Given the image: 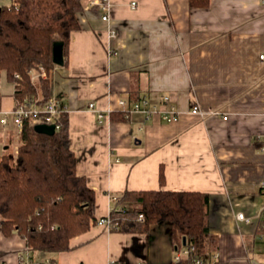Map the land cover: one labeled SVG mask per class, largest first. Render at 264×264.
<instances>
[{
    "label": "crops",
    "instance_id": "0c3cea01",
    "mask_svg": "<svg viewBox=\"0 0 264 264\" xmlns=\"http://www.w3.org/2000/svg\"><path fill=\"white\" fill-rule=\"evenodd\" d=\"M98 1L82 0L68 64L49 72L51 97L65 103L69 114L78 174L96 191L97 218L109 215L126 190L209 193L213 239L206 263L264 264L256 215L264 205V0H210L207 7H192L190 0H137L136 8L130 0H115L107 20ZM39 74L31 71L33 79ZM14 91L11 83L0 98V117L15 107ZM165 95L180 111L174 121L124 112L143 96L165 109ZM194 106L205 114L193 113ZM0 126V142L9 148L16 128ZM19 145L20 138L15 154ZM241 211L249 221L238 219ZM14 236L0 250L17 264L16 252L26 242ZM183 238L168 221L147 233L97 223L73 237L68 250L41 258L58 264H184L175 260L186 246Z\"/></svg>",
    "mask_w": 264,
    "mask_h": 264
},
{
    "label": "trees",
    "instance_id": "16d2710c",
    "mask_svg": "<svg viewBox=\"0 0 264 264\" xmlns=\"http://www.w3.org/2000/svg\"><path fill=\"white\" fill-rule=\"evenodd\" d=\"M209 1L190 0V5L207 7ZM82 9V0L0 4V74L5 73L15 85V107L34 102L42 107L50 100L49 72L56 66L54 42H64L67 65L71 33L80 28L78 12ZM31 71H38L39 77L33 79ZM37 116L46 123L45 114ZM53 122L58 128L47 134L35 129L38 122L25 120L16 156L0 152V229L7 237L17 233L23 238L32 258L68 250L73 237L98 221L96 191L78 174L77 156L70 145L69 114L61 100ZM164 180L161 169V183ZM209 203V193L200 191L126 190L110 211L112 229L147 233L152 225L168 221L174 233L186 236L185 244L191 249L182 262L195 264V258L205 259L212 238ZM6 253L0 250V255Z\"/></svg>",
    "mask_w": 264,
    "mask_h": 264
},
{
    "label": "built area",
    "instance_id": "2783aa9c",
    "mask_svg": "<svg viewBox=\"0 0 264 264\" xmlns=\"http://www.w3.org/2000/svg\"><path fill=\"white\" fill-rule=\"evenodd\" d=\"M98 5L99 7H101L102 10H104V14L102 16L103 19L106 20L110 19L111 11L115 6V0H99ZM130 5L133 8H136L138 5V1L130 0ZM115 33H116L115 31L112 32V34L114 35ZM260 56L261 58H264V54H261ZM42 73L43 75H45L44 70H42ZM121 102L125 103L124 100H122ZM163 102L168 105L165 109H160L158 105L152 103L147 96H143L140 99L136 100L133 103V106L124 112L128 114L133 112H140L143 113L147 118L159 114L162 116V118H164L169 122L174 121L180 114L178 107L172 103V100L168 95L163 96ZM59 105H60V100L55 97H51L50 100L46 102L42 107H39L36 102L30 104L27 103L18 104V106L14 107L12 110L8 112H2V115L0 117V122L3 124H8L12 122L16 124V126L21 130L25 120L31 119L34 122H40V119L36 117H38L37 115L43 113L46 115V120H47L46 123H51V121L54 119V117L57 115L59 111ZM88 107L95 109L96 104L94 102H91L89 103ZM192 112L201 115L205 114V111H203L199 106H194ZM8 114H10V116H8ZM99 115L101 117L104 116L103 113H99ZM224 118L227 119L228 117L224 116ZM56 128H58L57 124H56ZM260 186H261V191L264 193V179L261 181ZM257 216L260 219L263 227L262 232L259 233V238L261 239V241H263L264 244V205L258 210ZM143 217H144L143 214H140L139 219H143ZM238 219L249 221L250 217L246 216L244 212H239ZM97 223L100 225L107 226L109 228L114 227L110 214L98 218ZM117 225L118 223H116V227ZM190 252L191 249L188 246H185L182 251L176 254L175 256L176 262L181 261L182 258L186 255H189ZM16 260H17V264H58L57 262L54 263L52 261V258L50 257L32 258L27 248H25L24 251L16 252ZM0 264H12V263L11 260L8 259L6 254H4V255H0ZM109 264H124V262L119 260H111ZM138 264H144V263L139 262ZM195 264H208V263H206L205 259H203L202 257H197L195 258Z\"/></svg>",
    "mask_w": 264,
    "mask_h": 264
},
{
    "label": "rangeland",
    "instance_id": "374dc122",
    "mask_svg": "<svg viewBox=\"0 0 264 264\" xmlns=\"http://www.w3.org/2000/svg\"><path fill=\"white\" fill-rule=\"evenodd\" d=\"M12 2V0H0V4H10ZM0 78H1V80L3 79V81H2V83H3V87H4V89L5 90H3L2 88L0 89V98L3 96V95H5L6 94V89L10 86V84L11 83H13L12 81H10V80H8V78H7V76H6V74L4 73V74H1L0 75ZM11 125H13V127H15L16 129H19L17 126H16V124H14V123H10ZM1 127V126H0ZM15 129V136H14V139H13V141H12V143H11V145H10V147L8 148H6L5 147V145L2 143V142H0V152L1 153H9L11 156H13V157H15L16 155H15V153L13 152L14 151V146H15V144L19 141V136L17 135L18 133H17V131L18 130H16ZM13 159H15V158H12V160ZM241 212H243V211H241ZM246 215V214H245ZM257 215V214H256ZM246 216H248V215H246ZM249 217V216H248ZM15 234H17V233H15ZM14 234V235H15ZM4 235V233L0 230V245H5V246H8V244H9V242L12 240V238H15V236L14 235H11V236H6V237H4L3 236Z\"/></svg>",
    "mask_w": 264,
    "mask_h": 264
},
{
    "label": "water",
    "instance_id": "95a60500",
    "mask_svg": "<svg viewBox=\"0 0 264 264\" xmlns=\"http://www.w3.org/2000/svg\"><path fill=\"white\" fill-rule=\"evenodd\" d=\"M53 61L58 65H64L65 57H64V42L61 40H57L54 42L53 46ZM35 129L41 133L53 134L56 131V123H43L38 122L35 125ZM184 243H186V236H184Z\"/></svg>",
    "mask_w": 264,
    "mask_h": 264
}]
</instances>
